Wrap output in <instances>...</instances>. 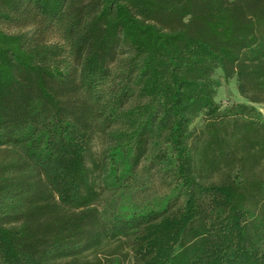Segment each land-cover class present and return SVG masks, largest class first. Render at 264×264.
Masks as SVG:
<instances>
[{
	"label": "trees",
	"instance_id": "16d2710c",
	"mask_svg": "<svg viewBox=\"0 0 264 264\" xmlns=\"http://www.w3.org/2000/svg\"><path fill=\"white\" fill-rule=\"evenodd\" d=\"M235 78L246 101L219 102ZM259 103L264 0H0V264H264ZM114 132L115 166L149 155L167 189L152 206H97Z\"/></svg>",
	"mask_w": 264,
	"mask_h": 264
},
{
	"label": "rangeland",
	"instance_id": "374dc122",
	"mask_svg": "<svg viewBox=\"0 0 264 264\" xmlns=\"http://www.w3.org/2000/svg\"><path fill=\"white\" fill-rule=\"evenodd\" d=\"M1 25L6 31L13 33L20 31L32 33L36 29V25L33 23L23 24L16 20L3 22ZM44 38L49 42H63L61 34L53 28L45 33ZM220 75L221 72L218 71L217 76ZM217 100L223 104L228 101H246L238 92L236 78L229 83H223ZM257 105L264 114V103ZM116 135L117 133L114 132L107 137L99 136L95 140V151L100 160L97 175L101 195L97 201V206L104 214H123L132 210H140L141 207H146L149 204L152 206L156 200L168 193L167 189L158 180L156 181L155 177L144 172V168L148 164L149 155L143 158L141 164L131 173L123 172V164L117 165L118 168L115 166L110 153L113 146L117 143ZM2 156H4V153L0 151V157ZM248 237H250L247 239L248 243L255 242L254 239L256 237L253 231L249 233ZM128 248L129 242H123L122 239L121 241L107 244L100 251V256L104 259L113 256L119 257V254L127 252ZM120 258L123 260L124 256L122 255ZM125 261V264H127L131 261V258L127 257Z\"/></svg>",
	"mask_w": 264,
	"mask_h": 264
}]
</instances>
